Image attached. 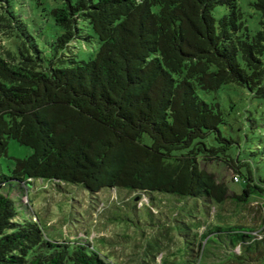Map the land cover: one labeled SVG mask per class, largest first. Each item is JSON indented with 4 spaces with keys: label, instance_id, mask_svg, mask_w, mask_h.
Segmentation results:
<instances>
[{
    "label": "trees",
    "instance_id": "trees-1",
    "mask_svg": "<svg viewBox=\"0 0 264 264\" xmlns=\"http://www.w3.org/2000/svg\"><path fill=\"white\" fill-rule=\"evenodd\" d=\"M243 4L258 17L255 29ZM52 12L62 32L51 57L26 29L18 51H0V154L9 138L33 148L1 173L0 189L41 177L91 192L123 186L145 199L158 190L201 198L207 215L228 202L264 201V176L230 152L221 104L199 93L236 83L264 97V0H66ZM9 19L0 12V26ZM81 21L100 40L88 60L65 52L89 36ZM214 160L235 171L240 192L206 167ZM16 216L14 199L0 191V264H115L89 242L49 238L38 219ZM217 216L198 219L192 260L264 264V217L254 226ZM204 239L213 242L206 256Z\"/></svg>",
    "mask_w": 264,
    "mask_h": 264
},
{
    "label": "rangeland",
    "instance_id": "rangeland-1",
    "mask_svg": "<svg viewBox=\"0 0 264 264\" xmlns=\"http://www.w3.org/2000/svg\"><path fill=\"white\" fill-rule=\"evenodd\" d=\"M65 3L66 0H0V12L4 11L10 18L9 25L0 26V51L3 48L18 51L22 41H28L26 29L44 55L51 57L53 41L62 32L52 9ZM243 8L247 11L249 24L255 29L257 15L249 13L252 10L249 5L243 4ZM223 10L219 5L214 13L219 17ZM81 26L89 36L75 39L65 52L77 59L88 60L95 56L100 40L84 21ZM199 93L205 99L221 104L226 118L220 126L222 133L234 140L230 152L246 160L254 175L264 176V97L255 96L236 83H226L216 91L199 90ZM212 138L208 140L213 142ZM32 151L29 145L9 138L7 153L0 154V175L8 174L16 158L26 157ZM206 167L215 171L231 191H241L242 182L234 180L233 169L217 160ZM242 170L246 171V165ZM0 191L14 199L17 219H38L45 234L52 239L89 242L115 264H197L192 260L196 258L197 250L190 248L194 246L193 237H200L204 221L221 213L228 222L239 220L255 226L264 217V201L260 197H252L243 206L228 202L223 209L210 208L207 215L206 202L201 198L183 200L179 195L158 190L152 191L153 198L147 193L148 199H145L147 197L142 193L123 186L103 187L91 192L78 183H57L34 177L25 185L11 180ZM184 219L193 221L191 230L177 221ZM198 219L204 221L200 223ZM220 234L212 233L206 237L217 239ZM203 243L205 252L200 251L199 256L202 253L206 256L208 250L213 249L212 241L205 243L204 239Z\"/></svg>",
    "mask_w": 264,
    "mask_h": 264
},
{
    "label": "built area",
    "instance_id": "built-area-1",
    "mask_svg": "<svg viewBox=\"0 0 264 264\" xmlns=\"http://www.w3.org/2000/svg\"><path fill=\"white\" fill-rule=\"evenodd\" d=\"M234 180H239V176L238 175H234Z\"/></svg>",
    "mask_w": 264,
    "mask_h": 264
}]
</instances>
